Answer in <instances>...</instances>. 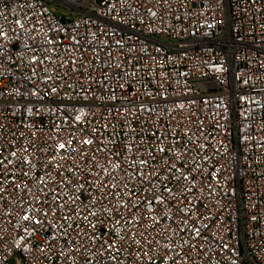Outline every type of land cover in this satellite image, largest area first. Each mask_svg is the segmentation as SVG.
Returning a JSON list of instances; mask_svg holds the SVG:
<instances>
[{
    "label": "built area",
    "instance_id": "built-area-1",
    "mask_svg": "<svg viewBox=\"0 0 264 264\" xmlns=\"http://www.w3.org/2000/svg\"><path fill=\"white\" fill-rule=\"evenodd\" d=\"M0 264H264V0H0Z\"/></svg>",
    "mask_w": 264,
    "mask_h": 264
},
{
    "label": "snow or ice",
    "instance_id": "snow-or-ice-1",
    "mask_svg": "<svg viewBox=\"0 0 264 264\" xmlns=\"http://www.w3.org/2000/svg\"><path fill=\"white\" fill-rule=\"evenodd\" d=\"M61 147H64L63 145H61Z\"/></svg>",
    "mask_w": 264,
    "mask_h": 264
}]
</instances>
